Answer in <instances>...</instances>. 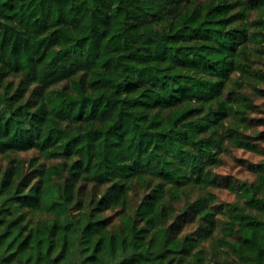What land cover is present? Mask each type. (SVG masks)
I'll return each instance as SVG.
<instances>
[{
  "label": "trees",
  "instance_id": "trees-1",
  "mask_svg": "<svg viewBox=\"0 0 264 264\" xmlns=\"http://www.w3.org/2000/svg\"><path fill=\"white\" fill-rule=\"evenodd\" d=\"M262 43L264 0H0V154L59 160L0 171V264H204L211 239L264 264V161L243 202L192 200L264 142Z\"/></svg>",
  "mask_w": 264,
  "mask_h": 264
},
{
  "label": "rangeland",
  "instance_id": "rangeland-1",
  "mask_svg": "<svg viewBox=\"0 0 264 264\" xmlns=\"http://www.w3.org/2000/svg\"><path fill=\"white\" fill-rule=\"evenodd\" d=\"M250 21L255 23L260 18V13L256 9L249 11ZM254 68L262 70L264 75V43L258 47V51L253 55ZM240 74H236L235 78H240ZM242 91L251 96L254 107L250 115L253 120L251 126L245 130L246 136H254L257 133L264 132V97L259 93V90H264V80H258L252 75L242 79ZM258 142V150L252 151L234 146L232 143H227L225 152L222 154V161L219 165L212 169L214 177L217 179L216 184L209 185L206 188H197L192 194V200L199 196H204L207 193L213 194L215 206L220 203L243 202L240 197V183H254L257 180V173L252 170L251 164H257L264 161V142ZM11 158L24 161L25 165H29L33 159H37L38 163L46 165L56 164L57 159H46V157L37 150H28L11 154V157L5 154H0V171L10 166ZM80 189L81 198L88 202L93 192L102 194L105 188L94 190L93 184L82 182ZM232 184V185H230ZM94 193V194H95ZM183 203L180 204V206ZM223 218V215H219ZM192 228V225H190ZM222 232H216L215 237H221ZM215 239L204 241L198 249L204 250V264H222L224 261L235 263L233 253L225 246L217 245Z\"/></svg>",
  "mask_w": 264,
  "mask_h": 264
}]
</instances>
